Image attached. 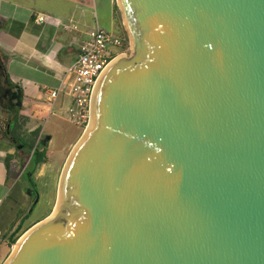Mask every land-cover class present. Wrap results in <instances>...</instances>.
Instances as JSON below:
<instances>
[{
  "label": "water",
  "instance_id": "obj_1",
  "mask_svg": "<svg viewBox=\"0 0 264 264\" xmlns=\"http://www.w3.org/2000/svg\"><path fill=\"white\" fill-rule=\"evenodd\" d=\"M115 1L130 53L3 264H264V0Z\"/></svg>",
  "mask_w": 264,
  "mask_h": 264
},
{
  "label": "crops",
  "instance_id": "obj_2",
  "mask_svg": "<svg viewBox=\"0 0 264 264\" xmlns=\"http://www.w3.org/2000/svg\"><path fill=\"white\" fill-rule=\"evenodd\" d=\"M113 1L116 8V1ZM92 6L94 0H0V59L10 81L21 90L22 98L28 100L26 107L22 102L20 107V114L27 118L25 129L28 132L41 128L39 123L29 125L34 117L38 116L39 119L46 106L50 111L60 113L69 104L70 98L63 93L54 103L49 102L44 91L59 86L67 68L78 56L80 45L87 38L86 33L98 24ZM36 13L64 22H77L80 33H76L75 42H72L74 33L66 32L50 21L36 22ZM41 131L44 132L42 128ZM13 149L8 141L0 139V207L8 198L12 181V173L6 168L4 158L7 154H13ZM20 203L10 213V220L14 221L7 236L0 216V231L3 234L0 246H8L9 235L22 228L21 216L26 213L16 218ZM2 255L3 251L0 258Z\"/></svg>",
  "mask_w": 264,
  "mask_h": 264
},
{
  "label": "rangeland",
  "instance_id": "obj_3",
  "mask_svg": "<svg viewBox=\"0 0 264 264\" xmlns=\"http://www.w3.org/2000/svg\"><path fill=\"white\" fill-rule=\"evenodd\" d=\"M92 8L93 12L96 13L98 25L112 34L121 37L127 44L126 50L122 49L116 56L129 54L131 48L128 34L123 25L120 11L114 6V1L94 0V6H92ZM114 10L115 12H113ZM21 102L24 107L28 104L26 98H22ZM3 117L2 114V118ZM36 123H39L44 131H41L43 134L42 137L44 135L50 137L48 141L46 140L47 148L45 162L37 165L32 175L34 183L36 184L38 201L34 206L32 205L33 207L31 206V201L26 194L28 182L26 178L21 175L24 168L27 169L28 166L30 167L28 160L29 156L27 153L23 154L21 151L13 149L14 158L10 161L9 168L12 173L10 193L6 201L0 207V216L2 215L1 222L3 224L2 228L5 232V236L8 235L10 226L14 221V219L10 220L12 217L10 213L14 211V207L21 202L16 218L21 216V213H27V218L23 221L22 228L16 233V242L26 230L51 213L55 205L54 202H56L58 181L63 165L89 121L83 125H76L67 119L65 111L60 113L56 110L50 111L48 106H46L39 119L38 116L34 117L32 124L29 126ZM30 207L32 210L29 212ZM23 216L21 217L23 218ZM16 242L12 245L9 243L8 246L7 244L0 246V252L3 251L4 253L0 258V264H3L5 259L9 256Z\"/></svg>",
  "mask_w": 264,
  "mask_h": 264
},
{
  "label": "built area",
  "instance_id": "obj_4",
  "mask_svg": "<svg viewBox=\"0 0 264 264\" xmlns=\"http://www.w3.org/2000/svg\"><path fill=\"white\" fill-rule=\"evenodd\" d=\"M34 20L38 23L50 21L64 31L74 33L73 43L76 33H80V27L74 20L64 22L42 13H36ZM86 36L80 45L78 56L67 68L59 86L44 91L47 100L52 103L62 93L70 98L65 113L67 119L76 125H83L89 121L91 98L96 83L114 57L122 49L126 50L127 45L121 37L105 30L97 23ZM2 235L0 231V238Z\"/></svg>",
  "mask_w": 264,
  "mask_h": 264
},
{
  "label": "trees",
  "instance_id": "obj_5",
  "mask_svg": "<svg viewBox=\"0 0 264 264\" xmlns=\"http://www.w3.org/2000/svg\"><path fill=\"white\" fill-rule=\"evenodd\" d=\"M116 9H118V8L116 7ZM1 79H6L8 81V83L13 85V87L16 90L17 86L10 81V79H9V77H8V75H7V73L5 71H4V75L2 76V78H0V83H1ZM15 95L17 96L16 100L18 101V103L21 104V99H22L21 90H19V92L16 93ZM14 105L17 106V108L15 110V113L13 115H9L8 116V120H9V123L11 125V135L19 144L28 147V150H31V149L34 148L33 155L31 156V159L29 160L30 167L28 166L27 169L24 168L22 170L21 175H23V173L25 171L26 172V174H25L26 176H28V175L32 176L33 172L36 169V166L45 162L47 145L46 146L38 145V138L40 136L41 128L37 127L34 130L28 132L25 129L27 118L20 114V106L16 105V104H14ZM0 112L1 113L3 112L1 106H0ZM2 120L3 119H1V117H0V125L2 123ZM36 144H37V146H36ZM26 153H29V151H26ZM13 158H14V154H7L5 156V158H4V163H5V166H6V168L8 170L10 168V161ZM23 177H24V175H23ZM26 215H27V213L20 220L21 222L25 221V219L27 218ZM17 231H19V228L16 229V231L12 232L9 235V243H10V245H12V244H14L16 242V237H17L16 233H17Z\"/></svg>",
  "mask_w": 264,
  "mask_h": 264
},
{
  "label": "flooded vegetation",
  "instance_id": "obj_6",
  "mask_svg": "<svg viewBox=\"0 0 264 264\" xmlns=\"http://www.w3.org/2000/svg\"><path fill=\"white\" fill-rule=\"evenodd\" d=\"M0 63L2 64V68H0V78L4 75V64L3 61L0 59ZM12 91H11V90ZM13 91H15V88L13 85L9 84L6 79H1L0 83V106L2 107L3 112L0 114V117L2 120V123L0 125V139L8 141L9 144L13 146V148L17 151H21V153L25 154L26 151H29L28 154V160L31 159V156L33 155L34 148L31 150H28V147L23 146L19 144L11 135V125L8 120L9 115H13L15 113V110L17 106H15V102H18L16 99H13ZM20 104V103H19ZM21 107V104L19 105ZM3 114V118H2ZM42 133L40 134L38 138V145L46 146L49 139H47L48 136L44 135L42 137ZM37 146V144H36ZM26 172L24 171L23 175L26 178L28 182V187L26 190H29L31 195H27L28 198L31 201V206L34 202V200L37 198V191H36V184L34 183V180L31 175L26 176Z\"/></svg>",
  "mask_w": 264,
  "mask_h": 264
},
{
  "label": "bare ground",
  "instance_id": "obj_7",
  "mask_svg": "<svg viewBox=\"0 0 264 264\" xmlns=\"http://www.w3.org/2000/svg\"><path fill=\"white\" fill-rule=\"evenodd\" d=\"M14 248H15V246H14Z\"/></svg>",
  "mask_w": 264,
  "mask_h": 264
}]
</instances>
